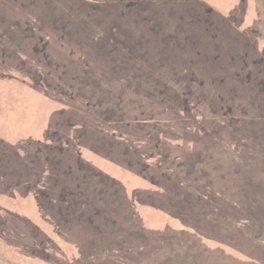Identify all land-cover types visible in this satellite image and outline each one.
<instances>
[{"label":"trees","instance_id":"obj_1","mask_svg":"<svg viewBox=\"0 0 264 264\" xmlns=\"http://www.w3.org/2000/svg\"><path fill=\"white\" fill-rule=\"evenodd\" d=\"M49 1L46 7L45 0H0V69L8 63L21 74L31 75L35 89H44L42 93L63 107L51 116L44 141H32L26 156L13 159L7 156L9 149L0 151V160L6 162H0L4 168L0 191L8 185L24 196L36 187L34 196L42 218L77 236L91 237L89 253L74 264H191L192 244L200 231L236 244L232 239L242 238L244 231L237 226L234 207L222 208L230 195L235 196L230 190L242 178L245 157L229 152L226 135L198 136L201 123L188 132L177 117L175 124H161V134L164 130L177 136L193 133L198 146L181 148L185 160L180 163L175 160L182 158L172 153L175 158L170 163L159 162L160 173L151 183L161 191L150 192L145 199L135 192L131 201L123 186L90 167L81 151H91L126 169L140 165L145 154L136 149L157 141L152 126L140 125L142 114L160 104V110L177 116L186 105L206 120L205 101L210 99L206 86L218 90L216 82L225 84L224 90L227 82L234 83L226 95L222 92L226 100L236 98L254 110L260 105L264 111V60L247 61L252 49L243 51L238 46L241 38L229 22L212 12L191 11L181 22L184 30L168 35L161 29L148 31V21L135 18L132 8L127 14L114 0H95L93 6L82 0L74 9L68 3L71 0ZM154 1L134 0L135 10L150 18L162 17ZM223 66L221 78L217 72ZM172 88L174 102L169 101ZM217 107L222 112L228 109L230 115L225 100L220 99ZM221 115L213 125L220 133L242 126L232 125L230 118ZM251 124L264 127V121L256 119ZM254 133L255 129L250 131L252 141ZM160 143L166 146L169 141L164 138ZM215 153L233 155L235 167L211 168L210 157ZM158 158H164V153ZM217 162L216 166L223 167V160ZM7 169L15 170L8 174ZM134 200L191 227L192 234L168 229L141 232ZM0 219L1 227L11 223L9 218ZM42 237L34 239L32 248L49 244ZM53 248L46 246L51 255ZM113 251L123 253L124 258L114 256Z\"/></svg>","mask_w":264,"mask_h":264},{"label":"rangeland","instance_id":"obj_2","mask_svg":"<svg viewBox=\"0 0 264 264\" xmlns=\"http://www.w3.org/2000/svg\"><path fill=\"white\" fill-rule=\"evenodd\" d=\"M81 1L77 0L78 5L73 0L68 3L74 9V5L79 6ZM114 1L121 9H126L127 14L133 9L135 14H131L138 18L140 22L143 20L148 21L146 25L148 31L157 32L161 29L162 32L168 35L176 33L178 29L184 30L181 27L183 25L181 22L186 19L188 14L190 15L191 11L193 13L197 10L199 13L200 10H204L208 12V15H212V12L214 13L213 16L221 21L229 22L231 28L241 38L238 46H242L243 51L252 49L251 54H248L247 61L252 62V60H255L256 63V61L261 62L264 60V0H155L153 4L158 6L162 17L153 18H150L146 12L135 10L134 0ZM84 2L91 4V6L95 4V0ZM182 2H184V5H182ZM86 3L84 5H87ZM44 4L48 7L50 1L45 0ZM53 6H55L54 3ZM41 10H44L43 6ZM182 10L186 11L182 14ZM169 15L175 21L171 20ZM136 27L140 28L139 25ZM174 42L176 44V41ZM228 67L232 68L234 66L228 65ZM224 70L223 66L217 72L221 78L224 77ZM216 83L220 85L218 90L206 86L210 91V99H207V102L205 101L204 117L206 120H203L202 113L190 111L186 105L181 106V111L176 112L177 116L165 113L164 109L160 110V104L142 114L144 122L140 125L145 123L152 126V136H156L157 141H155V144L146 142L136 149V151L141 150L145 154V161L141 160L140 165H133L131 168L126 169L91 153V151H81V156L90 167L120 183L125 190L128 201L132 200L135 192H139L142 195L141 199H145L148 193L161 191L160 188L151 183L154 176L160 173L158 163L166 161L168 164L175 158L172 155L182 158L180 156L181 148L186 147L187 150H192L195 146H198L195 143L198 140L193 141L195 139L193 133H190L188 138L187 135H168L164 130L162 135L160 133L161 124L166 122L175 124L177 117L181 127H184L188 132H191L193 125L201 123L206 130L203 131V127L198 128V131H200L197 132L198 136L205 134V136L214 135L219 138V135H226V141L230 144L229 152L240 153L244 156L243 165L245 167L236 188L230 190V193H235V196L230 195L222 209L227 211L231 206L234 207L236 217L239 220L237 226L241 232L244 231V234L242 238L234 237L232 240L236 244L230 245L222 240H215L211 235H206L205 232L200 231L199 235H196L197 239L192 244L193 257L191 258V264H264V127L254 125L255 128H253L251 124L252 119L254 121L256 119L258 122L264 121V111H262L260 105L256 106L254 110L250 107L251 105H247L241 100L236 101V98L226 100L224 97L227 94L225 90L230 85L233 86L234 83L227 82L228 85L225 90L222 89L225 84ZM36 85L37 83L35 84V80L31 75L21 74L8 63H6V68L0 69V151L9 149L7 156L13 159L20 160L23 156H26L27 147L32 141L43 142L51 116L63 109L58 101H53L52 97L50 98L41 92H44V89L40 87H37L40 91L35 89ZM82 85L84 86V84ZM82 88L78 89L82 90ZM223 90L224 95H222ZM234 92H236V95H240L239 91L234 90ZM174 93L172 88V96L169 101L174 102L173 98L176 95ZM181 98L184 99L185 97L181 96ZM220 99L226 101L229 111L231 110L230 115L227 113L228 109L222 112L217 107ZM245 101L248 103L247 98H245ZM192 104L195 105V101ZM234 104H242L243 106H235ZM232 106L236 108L233 109ZM242 109L243 111H241ZM219 111L222 113L221 116L231 119L232 125L238 126L241 124L242 126L234 128V130L233 128H227L225 132L220 133L216 128H213L217 118L220 117L221 113ZM151 113L153 114L151 115ZM140 114H138L139 117ZM254 129L256 130V133H254L256 139L252 141L249 135L250 131ZM238 130L241 131L238 132ZM217 133L219 135H216ZM147 137L149 138L148 135ZM164 138L169 141L166 146L160 143ZM165 151L169 154L172 153V155H166ZM162 152L164 158L160 159L158 157ZM229 155L215 153L212 158L210 157V161H212L210 167H220L219 170L223 171L231 166L235 167L231 159L233 155ZM229 159L231 160L229 161ZM183 160L185 159H176L175 162L180 163ZM218 160L224 161L221 162L223 167L221 165L216 166ZM0 162L6 163L3 160H0ZM2 170L4 168L0 167V180ZM14 170L7 169L5 171L10 174ZM35 189L36 187H33L24 196L8 185L4 186L3 191H0V218H9L11 222L8 226H0V264H74L81 257L87 256L86 254L90 250L91 237L77 236L74 231L66 230L65 227L60 228L58 224L53 225L47 219L42 218L34 196ZM132 202L138 216L139 225L142 228L140 229L141 232L143 230V232L161 233L168 229L175 233L192 234L191 227L183 226L177 219L170 217L165 212L144 203H135V200ZM243 217H246V219ZM26 226L30 227L27 228ZM41 235L44 237H42L43 239L46 237L45 240H49V244L46 246H49L50 249L54 247L52 255L45 245L36 247L44 253H38L36 248H32L34 247L33 243H35L33 242L34 239ZM194 251L199 253V256H195ZM112 254L120 259L124 258L123 253L113 251ZM205 256L207 259L203 260Z\"/></svg>","mask_w":264,"mask_h":264}]
</instances>
